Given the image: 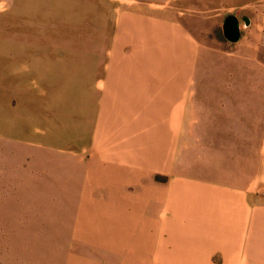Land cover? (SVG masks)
<instances>
[{
    "label": "crops",
    "instance_id": "crops-1",
    "mask_svg": "<svg viewBox=\"0 0 264 264\" xmlns=\"http://www.w3.org/2000/svg\"><path fill=\"white\" fill-rule=\"evenodd\" d=\"M165 1L120 8L104 39L89 73L93 162L80 218L69 249L42 264H264V206L253 204L264 199V136L254 135L253 98L200 88L218 84L197 78L205 47L189 24L196 12L233 14L237 52L256 54L264 0H186V24ZM103 191L107 200L95 194Z\"/></svg>",
    "mask_w": 264,
    "mask_h": 264
},
{
    "label": "rangeland",
    "instance_id": "rangeland-1",
    "mask_svg": "<svg viewBox=\"0 0 264 264\" xmlns=\"http://www.w3.org/2000/svg\"><path fill=\"white\" fill-rule=\"evenodd\" d=\"M156 1L0 0V264H42L71 246L78 195L87 188L93 162L89 73L103 62L104 39L112 36L118 10ZM165 2L186 24V0ZM232 15L206 10L190 17L205 47L197 78L216 81L200 87L210 93L253 98L257 139L264 136V48L237 52L224 36ZM89 185L99 187L93 180ZM95 194L108 199L106 191ZM258 196L253 204L264 206ZM105 207L95 206L99 218ZM149 214L156 216V210Z\"/></svg>",
    "mask_w": 264,
    "mask_h": 264
},
{
    "label": "water",
    "instance_id": "water-1",
    "mask_svg": "<svg viewBox=\"0 0 264 264\" xmlns=\"http://www.w3.org/2000/svg\"><path fill=\"white\" fill-rule=\"evenodd\" d=\"M238 21L234 16H228L224 22V36L230 43H235L239 39Z\"/></svg>",
    "mask_w": 264,
    "mask_h": 264
}]
</instances>
